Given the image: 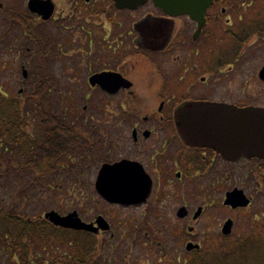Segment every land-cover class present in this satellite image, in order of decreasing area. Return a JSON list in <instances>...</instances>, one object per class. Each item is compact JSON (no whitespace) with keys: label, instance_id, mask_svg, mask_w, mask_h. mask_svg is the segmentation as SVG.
<instances>
[{"label":"flooded vegetation","instance_id":"af4514ba","mask_svg":"<svg viewBox=\"0 0 264 264\" xmlns=\"http://www.w3.org/2000/svg\"><path fill=\"white\" fill-rule=\"evenodd\" d=\"M3 8L20 16L22 35L35 46L31 55L41 56L34 58L40 80L52 81L43 75L52 63L54 83H85L73 111L55 114L79 142L71 166L84 158L98 195L131 197L134 209L143 208L141 230H154L148 215L155 206L175 215L184 207L183 219L189 218L192 211L183 203L202 194L201 186L224 200L237 187L221 183H230L240 169H250L256 185L246 194L250 206L257 192L264 196V163L217 150L211 128L228 126L240 110L261 107L251 83L253 72L264 83V0H23L20 9ZM182 108L184 133H193L188 126L195 119L203 125L199 146L180 136L176 115ZM248 208L223 207L228 215L213 217L215 235L197 245L232 244L246 236L233 233L236 217ZM203 214L201 208L193 219ZM229 220L232 228L224 235Z\"/></svg>","mask_w":264,"mask_h":264},{"label":"rangeland","instance_id":"374dc122","mask_svg":"<svg viewBox=\"0 0 264 264\" xmlns=\"http://www.w3.org/2000/svg\"><path fill=\"white\" fill-rule=\"evenodd\" d=\"M22 2L23 0H0V10L8 6L20 9ZM8 24L0 13V91L11 99L27 100V107L32 108L33 104L27 96L41 77L40 68L31 55L35 46L28 44L17 25H11L7 31ZM27 48L31 50L27 51ZM22 67L27 73L26 79L22 78ZM46 67L43 75H48L47 79L52 80L48 85L54 113L73 111L72 104L80 101L84 95L85 83H54L52 63H47ZM251 93L257 103L264 107V83L257 79L255 72ZM80 105L82 106L81 103ZM30 117L35 121L37 119L35 113H31ZM249 170L240 169L235 179L230 183L222 182L220 188L235 186L245 194L252 195L256 185L249 180ZM21 173L22 176L0 178V209H11L17 203V211L23 209L34 219H40L48 211H55L62 216L76 211L85 222L103 217L110 229L96 236L103 244L102 257L97 260V264H152L156 261L162 264L165 261L184 264L190 256L185 250V244H203L202 240L215 235L217 228L213 217L219 216L222 220L228 215L222 206L223 196H209L208 187L204 189L201 186L202 194L190 195L183 203L192 211L189 218L177 219L175 213L166 211L165 206L159 205L153 209L154 215H148V224L152 223L154 230H141L138 223L141 219L140 223H144L143 208L134 209L131 205H121L118 201L112 202L104 198L105 195H98L93 186L94 176L90 177V171L88 175L86 173L84 158L74 162L70 169H61L43 179L35 180L34 176ZM22 182L27 186L25 189L20 185ZM256 196L257 201L247 209L251 218L247 217L248 211L237 216L238 224L233 235H245L258 223H264V196L261 192H257ZM199 207L204 210V214L200 219H193V214ZM208 217L211 221H208ZM241 220L242 223L239 224ZM258 231L259 229L253 232Z\"/></svg>","mask_w":264,"mask_h":264},{"label":"trees","instance_id":"16d2710c","mask_svg":"<svg viewBox=\"0 0 264 264\" xmlns=\"http://www.w3.org/2000/svg\"><path fill=\"white\" fill-rule=\"evenodd\" d=\"M3 15L24 27L16 13L6 9ZM34 58L41 56L34 54ZM50 93L48 83L39 79L27 96L33 104L30 108L27 100L11 99L0 91V178L22 176L23 172L37 180L70 167L79 142L57 123ZM31 113L36 114V121ZM24 184H20L22 189L27 187ZM15 204L11 209H0V264H97L102 257L101 239L55 228L23 209L17 211ZM259 224L232 244L219 243L195 251L184 264H264V223Z\"/></svg>","mask_w":264,"mask_h":264},{"label":"water","instance_id":"95a60500","mask_svg":"<svg viewBox=\"0 0 264 264\" xmlns=\"http://www.w3.org/2000/svg\"><path fill=\"white\" fill-rule=\"evenodd\" d=\"M23 77L26 78V72L23 70ZM102 76L94 77L95 79H100ZM260 77H264V70L260 72ZM91 85H99L102 88H107L112 86L114 83H90ZM183 112L182 108L176 115V126L180 131V136L184 141L190 146H199L203 142L205 137L202 134L203 125L195 119L193 123L188 126L189 129L193 131L190 135L184 133L186 128L183 123ZM197 112V110H196ZM204 128H210L204 126ZM211 128L216 129L215 147L221 152L229 151L235 153L236 156H245L247 158H257L264 162V108H248L247 110L238 111L231 123L226 126L221 122ZM110 201H118L122 204H129L131 202V197L127 196H105ZM249 204V200L245 197L241 190H233L226 195L224 201L225 206H230L232 209L245 208ZM186 214L184 209H180L178 212V217H184ZM200 214V210L195 214L197 217ZM44 219L47 220L55 227L84 231L96 234L99 230H108V225L102 220V218L97 219V224L99 228H95L92 224H86L82 222L76 212L70 213L66 216H60L54 211H50L44 215ZM232 223L230 221L226 222L223 228V234H229ZM198 247L188 244L186 246L187 251L197 249Z\"/></svg>","mask_w":264,"mask_h":264}]
</instances>
